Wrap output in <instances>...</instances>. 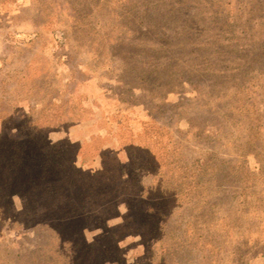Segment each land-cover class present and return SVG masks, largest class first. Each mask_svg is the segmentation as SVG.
<instances>
[{
    "label": "rangeland",
    "instance_id": "1",
    "mask_svg": "<svg viewBox=\"0 0 264 264\" xmlns=\"http://www.w3.org/2000/svg\"><path fill=\"white\" fill-rule=\"evenodd\" d=\"M0 264H264V0H0Z\"/></svg>",
    "mask_w": 264,
    "mask_h": 264
}]
</instances>
